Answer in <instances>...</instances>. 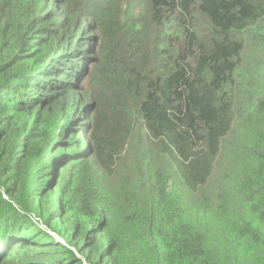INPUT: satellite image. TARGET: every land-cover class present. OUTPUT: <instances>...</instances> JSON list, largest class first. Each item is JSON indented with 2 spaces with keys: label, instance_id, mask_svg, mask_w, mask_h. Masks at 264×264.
Masks as SVG:
<instances>
[{
  "label": "trees",
  "instance_id": "16d2710c",
  "mask_svg": "<svg viewBox=\"0 0 264 264\" xmlns=\"http://www.w3.org/2000/svg\"><path fill=\"white\" fill-rule=\"evenodd\" d=\"M0 264H264V0H0Z\"/></svg>",
  "mask_w": 264,
  "mask_h": 264
},
{
  "label": "rangeland",
  "instance_id": "374dc122",
  "mask_svg": "<svg viewBox=\"0 0 264 264\" xmlns=\"http://www.w3.org/2000/svg\"><path fill=\"white\" fill-rule=\"evenodd\" d=\"M87 87H88V86H87V81H86V83H85V89H86V90H88ZM33 218H34V220L39 221V217H38L37 215L34 214V215H33ZM39 222H40V221H39ZM40 224L44 227V225H43L42 223H40ZM53 235H54L55 237H57V234L53 233Z\"/></svg>",
  "mask_w": 264,
  "mask_h": 264
}]
</instances>
